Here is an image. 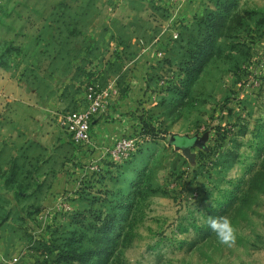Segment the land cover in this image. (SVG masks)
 <instances>
[{"label": "rangeland", "instance_id": "rangeland-1", "mask_svg": "<svg viewBox=\"0 0 264 264\" xmlns=\"http://www.w3.org/2000/svg\"><path fill=\"white\" fill-rule=\"evenodd\" d=\"M92 86L109 143L79 147L58 115ZM0 264H264V0H0Z\"/></svg>", "mask_w": 264, "mask_h": 264}, {"label": "built area", "instance_id": "built-area-1", "mask_svg": "<svg viewBox=\"0 0 264 264\" xmlns=\"http://www.w3.org/2000/svg\"><path fill=\"white\" fill-rule=\"evenodd\" d=\"M110 99L111 95L108 91L92 86L86 93V108L70 110L58 115L59 125L77 146H93V124L97 117L106 111ZM135 146L133 139H120L114 147V152L126 156L135 150Z\"/></svg>", "mask_w": 264, "mask_h": 264}, {"label": "crops", "instance_id": "crops-1", "mask_svg": "<svg viewBox=\"0 0 264 264\" xmlns=\"http://www.w3.org/2000/svg\"><path fill=\"white\" fill-rule=\"evenodd\" d=\"M66 93H58L57 95H51V96H48V95H45V97H47V101L43 102L42 103V111L39 112L40 113V116H45L48 113H50L51 109L48 108L51 107V108H55V107H59V109L61 107H64V108H69V109H72V108H76V107H81V103L79 102V104H77L78 100L80 98H82L80 95H76V94H72L73 96L76 95L75 99H71V96L69 95H65ZM84 98H85V95H84ZM60 101V103H59ZM47 102V104H46ZM112 102V99L111 101ZM113 105V104H112ZM57 108H55L56 110ZM53 110V109H52ZM110 110H112V108L110 107H107L106 111L100 115L99 117H97V119L95 120L94 124H93V132H96L95 134H93V142L96 143V144H100V143H106L108 144L109 143V136L110 135H107L109 134V126L106 125V122H105V116L109 114ZM42 120L45 121V118H42ZM59 123V122H58ZM45 125H47L45 123ZM46 129V134H49V136L51 137H47V140L51 139L52 141H54L55 144H63L65 141H66V138L64 137V135L61 134L60 131H55L54 135L52 134V132L54 131L51 127L49 126H45L44 130ZM98 130V131H97ZM106 134V136H105ZM96 140V141H94ZM41 142V141H40ZM31 144H29V148L31 147ZM35 146V145H34ZM45 146V145H44ZM36 147V146H35ZM46 147V146H45ZM30 152H34V150L32 148H30Z\"/></svg>", "mask_w": 264, "mask_h": 264}, {"label": "clouds", "instance_id": "clouds-1", "mask_svg": "<svg viewBox=\"0 0 264 264\" xmlns=\"http://www.w3.org/2000/svg\"><path fill=\"white\" fill-rule=\"evenodd\" d=\"M209 227L222 245L231 246L236 240V229L227 216L209 217Z\"/></svg>", "mask_w": 264, "mask_h": 264}, {"label": "water", "instance_id": "water-1", "mask_svg": "<svg viewBox=\"0 0 264 264\" xmlns=\"http://www.w3.org/2000/svg\"><path fill=\"white\" fill-rule=\"evenodd\" d=\"M170 145L176 147L177 150L183 151V153L189 156L193 149L203 148L205 149V141L200 140L198 137H181L179 135H174L171 138Z\"/></svg>", "mask_w": 264, "mask_h": 264}, {"label": "trees", "instance_id": "trees-1", "mask_svg": "<svg viewBox=\"0 0 264 264\" xmlns=\"http://www.w3.org/2000/svg\"><path fill=\"white\" fill-rule=\"evenodd\" d=\"M139 126L141 134L144 138L149 137L151 139H159L160 135L162 133V129L158 128L156 125L152 123H148L145 120L140 119ZM72 260H78V259H72Z\"/></svg>", "mask_w": 264, "mask_h": 264}]
</instances>
